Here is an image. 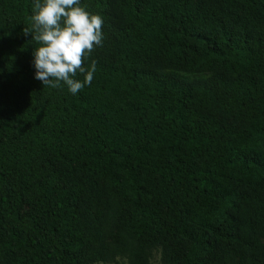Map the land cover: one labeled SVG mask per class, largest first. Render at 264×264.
I'll return each mask as SVG.
<instances>
[{
    "label": "trees",
    "instance_id": "trees-1",
    "mask_svg": "<svg viewBox=\"0 0 264 264\" xmlns=\"http://www.w3.org/2000/svg\"><path fill=\"white\" fill-rule=\"evenodd\" d=\"M79 2L74 95L0 0V264H264V0Z\"/></svg>",
    "mask_w": 264,
    "mask_h": 264
},
{
    "label": "clouds",
    "instance_id": "clouds-1",
    "mask_svg": "<svg viewBox=\"0 0 264 264\" xmlns=\"http://www.w3.org/2000/svg\"><path fill=\"white\" fill-rule=\"evenodd\" d=\"M30 21L23 32L36 44L32 49L34 78L51 88L63 83L74 95L90 85L96 62L89 69L83 63L102 46V17L87 11L79 0H33ZM77 73L84 75L83 81L75 79Z\"/></svg>",
    "mask_w": 264,
    "mask_h": 264
},
{
    "label": "rangeland",
    "instance_id": "rangeland-1",
    "mask_svg": "<svg viewBox=\"0 0 264 264\" xmlns=\"http://www.w3.org/2000/svg\"><path fill=\"white\" fill-rule=\"evenodd\" d=\"M98 264H104V263H98ZM109 264H115V263H109Z\"/></svg>",
    "mask_w": 264,
    "mask_h": 264
}]
</instances>
